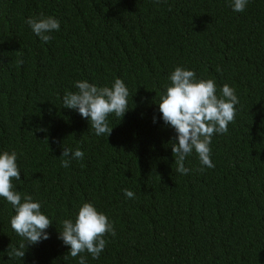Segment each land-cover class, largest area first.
<instances>
[{"label":"trees","instance_id":"16d2710c","mask_svg":"<svg viewBox=\"0 0 264 264\" xmlns=\"http://www.w3.org/2000/svg\"><path fill=\"white\" fill-rule=\"evenodd\" d=\"M231 3L0 0V153H17L15 190L53 222L49 239L9 258L8 245L23 238L0 197V264H79L58 235L84 202L116 231L98 259L81 254L86 264H264V0L243 12ZM40 13L60 22L49 43L26 23ZM176 66L213 79L218 96L228 84L239 100L228 132L212 137L215 167L193 150L187 175L176 171V132L157 104ZM116 78L129 110L110 114L111 134L97 136L63 97L78 80L110 87ZM63 147L84 158L62 167Z\"/></svg>","mask_w":264,"mask_h":264},{"label":"clouds","instance_id":"9594fccd","mask_svg":"<svg viewBox=\"0 0 264 264\" xmlns=\"http://www.w3.org/2000/svg\"><path fill=\"white\" fill-rule=\"evenodd\" d=\"M155 2L159 4L161 0ZM248 2L249 0H232L231 7L234 12H243ZM26 23L45 43L53 39L52 32L60 30L59 20L53 16H45L44 13L27 18ZM17 64L22 65L23 60H18ZM168 79L170 84L165 86L166 91L159 96L157 104L164 124L176 132L171 141L176 171L184 175L189 173L185 160L193 150L203 166L214 168L210 147L212 137L227 133L229 123L235 121L236 105L239 103L235 89L224 84L220 90L221 95L218 96L213 79H198L195 71L182 66H176ZM75 87L77 92H67L64 95V108L77 110L82 118L88 119L97 136H109L113 130V127H109V115L115 113L121 120L129 110V90L124 81L116 78L110 87H98L87 80H78ZM153 122H156L155 117ZM61 157L64 158L61 159V166L68 168L71 160H82L84 152L80 148L73 151L63 147ZM20 172L15 151L0 153V197L14 209L10 225L23 238L18 247L11 243L8 245L7 256L23 259L29 245L49 239L46 230L53 222L42 212L40 202L34 201L31 195L22 196L15 190L13 180L21 181ZM123 192L127 198L135 197V193L129 189H124ZM109 234L112 237L116 235L114 222L92 203L84 202L74 220L62 221L58 239L70 246L68 255L79 257V264H86L87 258L81 254L87 252L93 259H98L108 243L105 237Z\"/></svg>","mask_w":264,"mask_h":264}]
</instances>
